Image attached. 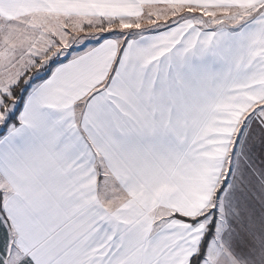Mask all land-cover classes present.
I'll return each mask as SVG.
<instances>
[{"label":"snow or ice","instance_id":"snow-or-ice-1","mask_svg":"<svg viewBox=\"0 0 264 264\" xmlns=\"http://www.w3.org/2000/svg\"><path fill=\"white\" fill-rule=\"evenodd\" d=\"M0 264H264V0H0Z\"/></svg>","mask_w":264,"mask_h":264}]
</instances>
